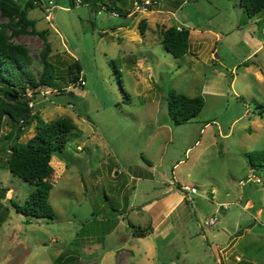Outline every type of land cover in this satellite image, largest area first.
<instances>
[{
    "label": "rangeland",
    "instance_id": "obj_1",
    "mask_svg": "<svg viewBox=\"0 0 264 264\" xmlns=\"http://www.w3.org/2000/svg\"><path fill=\"white\" fill-rule=\"evenodd\" d=\"M15 1L21 8L26 2ZM150 1L146 11L127 5L126 16L71 0H39L26 9L34 28L47 30L48 59L68 95L37 86L25 97L45 121L71 117L77 135L67 140L64 159L51 158L55 217L27 220L11 200L23 204L33 186L14 176L6 159L10 145L33 135L35 120L4 119L0 187L9 191L0 199V264H264V172L253 171L246 156L264 148L257 107L264 105V11L249 18L240 0ZM166 4L175 10H163ZM172 25L189 29L196 53L176 58L165 50L161 34ZM0 34L25 46L38 79L43 39L1 12ZM73 60L83 86L66 75ZM170 88L201 95L199 114L172 124ZM125 182L124 192L144 207L121 215L114 205ZM184 184L197 189L191 200H183ZM128 222L155 230L127 241Z\"/></svg>",
    "mask_w": 264,
    "mask_h": 264
},
{
    "label": "trees",
    "instance_id": "obj_2",
    "mask_svg": "<svg viewBox=\"0 0 264 264\" xmlns=\"http://www.w3.org/2000/svg\"><path fill=\"white\" fill-rule=\"evenodd\" d=\"M39 0H26L24 7L15 0H0V12L7 17H16L22 28L30 27L33 33L39 35L43 41L45 50L42 54V71L38 79H35L30 70L31 58L28 50L21 44L10 42L0 34V134L5 118L26 120L29 124L35 120V131L25 143L14 142L9 146V154L6 159L8 170L20 179L33 186L23 204L11 200V206L16 212L22 214L27 220L30 218L55 217V211L49 202V193L52 189L50 178L54 172L51 158L58 156L65 158V145L71 136L77 135V125L69 116H61L45 121L37 112H33L29 106L30 99L25 97L26 89H35L37 86L55 89L59 93L55 96L68 95L62 92L61 82L65 80L58 74L56 66L48 59L51 51L50 42L47 39V30H36L34 20L28 18L26 9L33 8ZM136 0H85L94 4L99 10L105 8L108 11L122 10L124 15L131 13L127 5L133 6ZM72 4L73 1L71 0ZM240 5L249 18H254L264 11V0H240ZM145 20L140 22V31H145ZM167 52L176 58L184 56L190 47V31L185 27L169 26L160 39ZM247 63L244 62V65ZM66 75L71 83H79L82 79V69L78 60H73L66 65ZM83 86V85H80ZM35 93V92H34ZM15 96V97H14ZM167 113L174 125L184 124L201 111L204 99L201 95L188 96L173 88L167 90L165 95ZM63 103V100L61 101ZM258 113L264 111L263 104H257ZM13 135L18 138L19 133L13 130ZM1 136V135H0ZM250 168L253 171L264 172V148L246 153ZM8 187H0V199L6 196ZM132 229V235L143 237L152 231V226H136L128 222ZM1 225V219H0Z\"/></svg>",
    "mask_w": 264,
    "mask_h": 264
},
{
    "label": "crops",
    "instance_id": "obj_3",
    "mask_svg": "<svg viewBox=\"0 0 264 264\" xmlns=\"http://www.w3.org/2000/svg\"><path fill=\"white\" fill-rule=\"evenodd\" d=\"M134 14V13H133ZM178 27H181V26H178ZM191 40V39H190ZM260 45H261V42L260 41H258V45L257 46H255L254 47V49H253V51H252V53L253 52H255L259 47H260ZM189 52H190V54H194V53H196V51H195V49H194V47H193V49H191V42H190V47H189V50H188ZM257 76L260 78L261 76L257 73ZM176 165V164H175ZM149 166H151L150 165V163H149ZM130 171L129 170H127V173H129ZM122 175L123 174V170H119L118 172H117V175ZM130 174V173H129ZM132 176V175H131ZM139 178V177H138ZM127 185H128V183H122L119 187H117V190H118V192H119V198H120V201L119 202H116L115 203V207H116V209H117V211H119L118 213L119 214H124L126 211L127 212H132V211H134V210H139V208L140 207H144V205H142V206H140V205H136L135 203H134V201H133V196H134V194H132L131 193V195L130 196H128V194L127 193H125L124 191L126 190V187H127ZM184 185H189V184H184ZM182 185H178V188L180 189V191H181V187ZM191 186H193V185H191ZM195 187V186H194ZM183 192V191H182ZM183 200L184 201H186V198H185V194H183ZM248 204V203H247ZM250 204V203H249ZM244 206H245V204H244ZM245 207H249V205H247V206H245ZM220 209H222V208H220ZM258 211V213H259V211H260V209H258L257 210ZM169 212H171V210L169 211ZM170 217V214H166V216H164L163 218H162V220L160 221V223H159V225H158V227H161L162 225H164V223L167 221V219ZM155 230V227H152V231L149 233V234H147V235H150L151 233H153V231ZM147 235H145V236H147ZM145 236H143V237H145ZM133 237H135V236H133L132 234H131V237L130 238H128L127 239V241H129L130 239H132ZM224 250V249H223ZM118 253H122V255H121V257H122V259H123V251L122 250H119V252ZM125 254V253H124ZM127 255H133V252L132 251H128L127 253H126ZM236 257H238V256H236ZM172 264H173V262H171ZM170 263V264H171ZM174 264H176V263H174Z\"/></svg>",
    "mask_w": 264,
    "mask_h": 264
},
{
    "label": "built area",
    "instance_id": "obj_4",
    "mask_svg": "<svg viewBox=\"0 0 264 264\" xmlns=\"http://www.w3.org/2000/svg\"><path fill=\"white\" fill-rule=\"evenodd\" d=\"M74 4H82L85 2V0H72ZM48 3H50V1H48ZM152 6H154V4L150 1V0H142V1H134L133 3V10L134 12L137 11H146L148 8H152ZM105 9V8H103ZM115 16L119 15V13L117 11H111ZM98 13H100V10L98 11ZM80 85H84V80H80L79 81ZM248 179L252 178L254 179L256 182L260 181V178L255 176L254 174H250L248 177ZM242 182V181H241ZM181 191H183V193L185 194V198L186 200H191L190 194H195L197 192L196 187L191 186V185H182L181 187ZM216 218H211L208 223L213 224L215 222Z\"/></svg>",
    "mask_w": 264,
    "mask_h": 264
},
{
    "label": "water",
    "instance_id": "obj_5",
    "mask_svg": "<svg viewBox=\"0 0 264 264\" xmlns=\"http://www.w3.org/2000/svg\"><path fill=\"white\" fill-rule=\"evenodd\" d=\"M48 2V1H47ZM165 9H171V10H175V8L174 7H172V6H169V5H165L164 7H163V10H165ZM132 16H135V13L132 15ZM70 95H72L73 93H69ZM15 97V96H14ZM26 120H24L23 122H25ZM19 131V127L16 129V132H18ZM220 210H222V209H220Z\"/></svg>",
    "mask_w": 264,
    "mask_h": 264
}]
</instances>
